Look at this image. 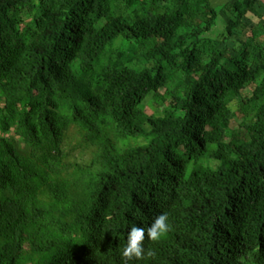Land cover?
<instances>
[{"label": "trees", "instance_id": "16d2710c", "mask_svg": "<svg viewBox=\"0 0 264 264\" xmlns=\"http://www.w3.org/2000/svg\"><path fill=\"white\" fill-rule=\"evenodd\" d=\"M213 3L0 0V264H264V7Z\"/></svg>", "mask_w": 264, "mask_h": 264}, {"label": "clouds", "instance_id": "9594fccd", "mask_svg": "<svg viewBox=\"0 0 264 264\" xmlns=\"http://www.w3.org/2000/svg\"><path fill=\"white\" fill-rule=\"evenodd\" d=\"M169 229L170 222L168 213L166 212L157 215L146 228L133 224L128 231L127 243L122 251V256L126 258V260H131L134 258L142 259L145 255H154L151 249L145 250V239L158 241Z\"/></svg>", "mask_w": 264, "mask_h": 264}, {"label": "rangeland", "instance_id": "374dc122", "mask_svg": "<svg viewBox=\"0 0 264 264\" xmlns=\"http://www.w3.org/2000/svg\"><path fill=\"white\" fill-rule=\"evenodd\" d=\"M225 1L226 0L219 1V2L218 1L217 2L213 1L214 2L213 4H214L215 7H219L222 4H224ZM224 26H225V19H224L223 16L220 15L218 17L217 24H216V26L213 29V34H216L219 31L223 30ZM248 32H249L248 29L246 31L241 32L239 37H242V38L245 39L247 37V35H248ZM234 44H236V38L235 37L231 38L229 41L226 42V45L229 48H231V49L233 48ZM250 89H247L246 92L249 93ZM147 109L150 112H152V111L156 112L157 110H159V106L156 103H154L153 99L149 98L147 100ZM231 127L232 128H236L237 127V122L235 120L232 121ZM140 140H141V138H135L134 139L135 142H139ZM68 144H69L68 149H70V147L74 144V141L68 142Z\"/></svg>", "mask_w": 264, "mask_h": 264}, {"label": "crops", "instance_id": "0c3cea01", "mask_svg": "<svg viewBox=\"0 0 264 264\" xmlns=\"http://www.w3.org/2000/svg\"><path fill=\"white\" fill-rule=\"evenodd\" d=\"M213 1H216V2L218 1V2H219V1H223V0H213ZM226 1H227V0H226ZM261 2H262L263 7H264V0H261ZM219 7H220V6H219Z\"/></svg>", "mask_w": 264, "mask_h": 264}, {"label": "bare ground", "instance_id": "6f19581e", "mask_svg": "<svg viewBox=\"0 0 264 264\" xmlns=\"http://www.w3.org/2000/svg\"><path fill=\"white\" fill-rule=\"evenodd\" d=\"M100 214V213H99Z\"/></svg>", "mask_w": 264, "mask_h": 264}]
</instances>
